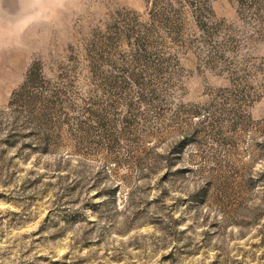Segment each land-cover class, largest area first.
Masks as SVG:
<instances>
[{
	"label": "rangeland",
	"instance_id": "rangeland-1",
	"mask_svg": "<svg viewBox=\"0 0 264 264\" xmlns=\"http://www.w3.org/2000/svg\"><path fill=\"white\" fill-rule=\"evenodd\" d=\"M0 264H264V0H0Z\"/></svg>",
	"mask_w": 264,
	"mask_h": 264
}]
</instances>
